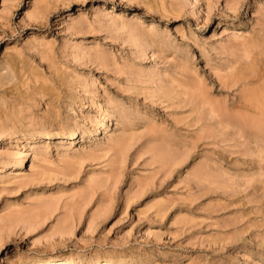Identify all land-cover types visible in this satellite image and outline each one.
I'll return each mask as SVG.
<instances>
[{
    "label": "rangeland",
    "instance_id": "rangeland-1",
    "mask_svg": "<svg viewBox=\"0 0 264 264\" xmlns=\"http://www.w3.org/2000/svg\"><path fill=\"white\" fill-rule=\"evenodd\" d=\"M2 135L0 264H264V0H0Z\"/></svg>",
    "mask_w": 264,
    "mask_h": 264
},
{
    "label": "bare ground",
    "instance_id": "bare-ground-1",
    "mask_svg": "<svg viewBox=\"0 0 264 264\" xmlns=\"http://www.w3.org/2000/svg\"><path fill=\"white\" fill-rule=\"evenodd\" d=\"M252 97V96H251ZM250 106V105H249ZM102 116H104L100 122H102V126L101 128H98L97 130H95L97 133H99L100 135L102 133H105L106 130H108L109 128V123H110V120L112 118V115L108 112H105ZM86 131L85 128H79L77 129L75 132H72L71 134H68L67 135V138L68 140L70 139H75L76 137H80L82 136ZM97 135V134H96ZM56 134H47V135H44V138L45 139H51L53 137H55ZM7 136L6 135H2L0 136V142H3L5 140H7ZM35 140H38V139H35ZM22 155V158L18 161L19 162V165L16 167V169H22V167H24V164H25V156L27 154H24V153H21ZM42 262H54L55 264H73L71 262H63L61 259H55V260H52V261H49V260H33L30 262V264H39V263H42ZM49 264H52V263H49ZM99 264H110L108 262H102V263H99Z\"/></svg>",
    "mask_w": 264,
    "mask_h": 264
}]
</instances>
